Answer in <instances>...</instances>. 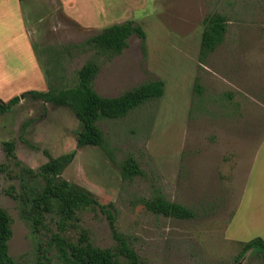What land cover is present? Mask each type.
<instances>
[{
    "label": "rangeland",
    "instance_id": "rangeland-1",
    "mask_svg": "<svg viewBox=\"0 0 264 264\" xmlns=\"http://www.w3.org/2000/svg\"><path fill=\"white\" fill-rule=\"evenodd\" d=\"M22 2L48 90L49 83L75 86L78 71L94 59L101 67L94 83L100 95L117 97L154 80L165 83V95L126 117L100 121L105 148L78 147L82 127L69 108L26 97L30 91L19 95L20 103L0 115V205L12 220L11 256L38 264L46 236L36 234L23 213L45 185L44 165L75 151L62 178L110 209L141 264H264L253 252L242 257L243 243L255 239L258 229L246 228L252 222L248 208L237 211L264 139V0ZM214 12L226 16L228 31L202 63L204 19ZM127 21L143 27L145 45L133 35L122 54L100 59L94 50L67 48ZM0 59V80L20 82L16 58ZM7 142L15 143L16 158L8 157ZM130 156L143 174L124 176L122 163ZM157 189L196 217L149 211L145 200ZM78 217L96 246L115 245L110 220L99 208Z\"/></svg>",
    "mask_w": 264,
    "mask_h": 264
},
{
    "label": "trees",
    "instance_id": "trees-1",
    "mask_svg": "<svg viewBox=\"0 0 264 264\" xmlns=\"http://www.w3.org/2000/svg\"><path fill=\"white\" fill-rule=\"evenodd\" d=\"M228 31V20L218 12L208 14L204 19V31L200 47V61L223 44ZM138 36L143 45L147 35L143 27L133 21L111 25L80 44L67 48L96 52V58L120 55L129 46V39ZM67 48H64L65 50ZM68 50V49H67ZM40 60V59H39ZM98 60H89L79 71L77 83L73 87L56 88L49 83L47 92L30 91L32 96L59 107L69 108L81 124L77 145L79 148L97 146L105 148L106 138L99 126L104 119H120L143 104L161 99L165 95V83L161 80L146 82L117 97H104L95 87V79L100 72ZM46 78L48 72L44 70ZM48 80V78H47ZM194 91L201 93V86ZM20 96L5 102L0 98V115L6 114L19 104ZM8 157L16 158L15 143H5ZM76 156V152L52 158L44 165L42 176L43 189L26 204L23 216L30 221L36 234H44L38 245V264H141L140 257L127 239L116 229V217L110 209L102 205L90 191L62 178V173ZM125 177L143 174L139 163L132 156L122 163ZM145 205L154 214L178 219H193V210L172 202L157 189ZM89 208H99L110 220L115 245L101 248L94 244L90 232L79 223L78 213ZM12 220L8 212L0 205V264H21L10 254L9 242L13 237ZM55 226V231L51 226ZM47 231V234H46ZM76 235L70 236V232ZM242 257L247 252L261 255L264 260V240L260 237L243 243Z\"/></svg>",
    "mask_w": 264,
    "mask_h": 264
},
{
    "label": "crops",
    "instance_id": "crops-1",
    "mask_svg": "<svg viewBox=\"0 0 264 264\" xmlns=\"http://www.w3.org/2000/svg\"><path fill=\"white\" fill-rule=\"evenodd\" d=\"M22 1L0 0V58L2 60L11 56L16 58L22 74L21 81L11 86L0 80V98L4 101L28 91L47 92L48 90L37 52L29 36ZM251 170L249 182L237 211L239 214L248 208L250 211L248 216H251L252 222L246 225V228L250 227L253 231L258 229L256 238L260 237L264 240V139L259 144ZM248 196L251 198L249 207L244 205ZM236 218H233L232 222Z\"/></svg>",
    "mask_w": 264,
    "mask_h": 264
}]
</instances>
